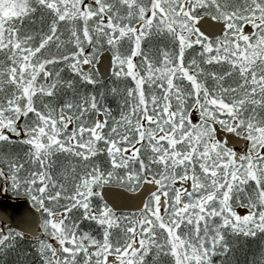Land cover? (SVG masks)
I'll use <instances>...</instances> for the list:
<instances>
[{
  "label": "snow or ice",
  "instance_id": "snow-or-ice-1",
  "mask_svg": "<svg viewBox=\"0 0 264 264\" xmlns=\"http://www.w3.org/2000/svg\"><path fill=\"white\" fill-rule=\"evenodd\" d=\"M0 264H264V0H0Z\"/></svg>",
  "mask_w": 264,
  "mask_h": 264
}]
</instances>
